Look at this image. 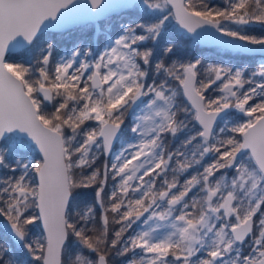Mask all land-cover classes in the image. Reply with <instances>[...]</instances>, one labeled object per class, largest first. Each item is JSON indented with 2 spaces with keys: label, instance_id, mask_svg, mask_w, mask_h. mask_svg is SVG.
<instances>
[{
  "label": "snow or ice",
  "instance_id": "6c2138e0",
  "mask_svg": "<svg viewBox=\"0 0 264 264\" xmlns=\"http://www.w3.org/2000/svg\"><path fill=\"white\" fill-rule=\"evenodd\" d=\"M114 7L143 10L148 21L124 27L96 56L90 48H74L53 65L54 45L41 47L46 27L63 29ZM61 10L70 15L60 18ZM171 19L191 33L210 26L233 40L264 46V36L224 27V22L264 24V0H230L223 8L203 0L199 6L194 0H125L118 5L106 0H0V167L12 173L0 179V216L25 249V264H108L110 249L116 255L131 253L126 264H264V213L254 219L264 207V64L248 79L245 69L212 65L201 79L199 60L160 61L156 72L177 81L179 88L170 87L167 79L146 87L153 51L140 45L161 39ZM21 49L39 53L36 63L10 62ZM164 51L171 53L172 47ZM217 82L220 95L210 98L206 93ZM181 95L187 107L178 104ZM54 101V110L48 111ZM133 106L139 112L124 130L123 118ZM230 109L246 119H227ZM181 111L199 126L181 145L199 141L190 152L169 151L164 142L165 135L176 137L187 128L185 120L177 119ZM90 121L96 126H86ZM117 141L122 147L110 170L119 182L97 230L89 227L94 225L93 207L75 211L77 189L95 185L97 202L104 204L109 165L90 174L85 169L92 168L98 153L110 154ZM12 149L39 159L8 163ZM209 155L211 162L181 183L177 173L202 165ZM193 189L202 195L189 198ZM109 211L120 224L111 239ZM137 221L146 227L125 238ZM37 222L43 225L42 239L30 234L29 226ZM9 253L0 244V264H19Z\"/></svg>",
  "mask_w": 264,
  "mask_h": 264
},
{
  "label": "rangeland",
  "instance_id": "374dc122",
  "mask_svg": "<svg viewBox=\"0 0 264 264\" xmlns=\"http://www.w3.org/2000/svg\"><path fill=\"white\" fill-rule=\"evenodd\" d=\"M212 1H214L215 3L213 4ZM196 2H198L200 4L201 0H197ZM229 2H230V0H203V3L208 4L210 7H219V8L226 7ZM122 13H124V12L114 13V14H112L111 16H109L107 18H102V19L93 21V23L96 22L95 25H99V23H101V22H102V24L104 23V26H105V28L103 29L104 30V38H103L102 41H100V40L98 41L96 39H93L90 42L89 41L90 36L84 37L82 40L73 39V38L67 36V34L70 33V31L62 32L63 40H62L61 46L56 48V45H54V52H53V57H52L53 65L57 62L59 57L69 55L74 48H80V49L90 48L91 52H92V55L96 56V55L100 54L111 41H114L120 34H122V29L124 27L129 26V25L132 26V27H135L138 23L147 22L148 21V20L145 21L144 19H142L140 21H137V20H135V18L134 19L133 18L132 19H123V18H121ZM133 13H137L139 15V17H141V16L147 17L148 16L147 13H145L143 10H140V9H133ZM251 24L259 25V24L255 23V22H251V23H249L247 25H238V24H234V23L224 22V27L231 28L233 30H241L242 32H244L246 34H249V35H256L258 37L259 36H264V30H261L260 28H257V27H252ZM260 24L263 25L262 23H260ZM86 26H89V25H86ZM136 31L140 32V29L136 28ZM174 32H175V30H174ZM169 33H170L169 34L170 37H171V35L175 36L173 31H171V32L169 31ZM164 35H165V33H164ZM179 36H180V34H177V36H175V37H179ZM162 37L165 38L167 36H162ZM192 39H194V38H192ZM174 42H176V41L170 39L168 41V43H166L165 45L157 47L160 50V53L162 54L160 57L167 56V53H165L164 49L166 47H168V46L172 47L174 45ZM189 42H190V40H189ZM48 43L41 44V47L45 46ZM152 43H153V41H147V42H144L143 44H141L140 47L142 49H145V48L152 49V51L154 53L156 51L157 44L156 45L155 44L152 45ZM178 45H183V44L182 43L181 44H176V47ZM212 49L213 50L209 51V52H202V53H197V54H192V55H184L183 59H181L180 62L186 64V63H189V62H195L196 60H199L200 64L198 65V69L197 70H198V72L200 74V78L201 79L205 75V70L209 66H212V65L223 66V67H226V68H232L234 70L235 69H245L244 77L246 79H248V78H250L251 74L254 71L258 70V68H259V66L261 64H264V60H261V61L255 60L254 62L251 63V62H247L246 59H245V61L244 60L243 61H239L238 59H234L233 60L232 58H229V57L228 58H223L222 56H218L217 54L226 53V50H228L224 46L216 45V46H212ZM17 52L21 53V54L22 53L23 54H27L29 56L31 62L26 64V63L23 62V60L21 58H17L14 61H12L10 59L11 60L10 62L22 63V64H25L26 66H28L30 64H35L36 63V58L39 55V53H32V52H28V51H25V50H20V51H17ZM159 60L161 61V59H159ZM172 61H174V60H172ZM146 67H147L148 75L150 74V76H151V78L148 79V77H147L146 80H145V86L146 87L152 85L153 81H155L156 84H159L162 80L167 79L170 87H172L173 89H178L179 88V85H178L177 81L171 79L170 77H166L163 73H159L158 74L156 72V70H155V67L152 68V66H150V65L146 66ZM257 79H259V78H257ZM219 83L220 82H217V85H214L213 88L210 89L206 93V95H208L210 98H214V97L220 95L219 91L217 90ZM248 87H249V85L246 84L245 85V89H247ZM150 98H151L150 95H148V96H144L142 98V100L144 102H147ZM177 102L182 107H187V105H188V102L184 99V97L182 95L178 97V101ZM55 103H56L55 101L49 103L47 110L48 111H53ZM139 104H140V107L143 106L141 103H139ZM138 112H139V109L137 107H135V108L131 107V108L128 109V111L125 113V116L123 118L124 119V124H123V128L122 129L127 130V129H129V128H131L133 126V124L135 122V116L138 114ZM177 119L178 120H185L186 123H187V129L188 130H187V132L178 133L176 137H172L170 135H165L164 142H165L166 148L169 151H173V152L176 151L177 149H179L181 151H184V152H190L194 146H197V147L199 146V141H194L193 145H189V146L184 147V148H181V145L184 143L185 139L188 136H190V135H192V134H194L196 132V130H195L196 127H194V123L195 122L192 121L190 114L186 115L182 111L178 112ZM227 119L232 120L233 122H243L246 119V117L244 115H240L238 113L232 112V113H229L227 115ZM86 126L95 127L96 126V122H91V121L87 122ZM220 126H222V124H221L220 121H218L217 128H219ZM230 126L231 125H229V127ZM132 135H133L132 133L128 132L126 138L130 139L132 137ZM116 145L117 146L112 149V152H111V154L109 156H106V155L104 156L103 152L98 153V159L92 165V168L85 169V171L88 174H90L91 171L94 170V169H100L101 171H103V168H104L105 164L109 165V171H110V165L114 162L115 155L121 150L122 143L120 141H118L116 143ZM124 146H126V145H124ZM15 150H17V149L9 150L10 154H9V157H8V161H11L10 158H13V160H14V162L11 163V164H15L16 161L24 162V161L28 160L29 158H31V159H39V158H36V157H33L32 155H30V153L26 152L27 150H22V151H24V153H22L23 155L21 154V155H17V156L13 157V155H14L13 153H17L18 154V152L15 151ZM19 153H21V152L19 151ZM212 158H213V156L209 155L208 157H206L204 159L202 165H195L192 169H190L187 173H184V174L177 173L181 183H183V181L185 179L189 178L191 175L195 174L196 172L202 171L203 165H206L207 163H210ZM175 166L176 165H175V158H174L173 163H172V167H175ZM6 170H8V169L5 168L4 171H6ZM222 171H227L229 176L232 175V171L231 170H222ZM9 174L12 175V173L10 171H9ZM17 175H18V173H17ZM172 175H173V173L171 171H169L168 178L171 179ZM217 175H219V173H217ZM112 176H113V174L111 175V181L109 182L110 179L107 181V184H106L105 189H104V193H105V191L107 189H109V187H110V191H112L114 186L119 182V178H116L115 180H113ZM159 186H160V181L158 180L157 181V187H159ZM95 192H96V188H94L93 195H91V198H88L83 203L82 212H84L87 207H93L95 213L98 210H100L99 211L100 212L99 216H101V221H102V217H103L105 208L103 207V205H100L97 202V198L95 196ZM194 194L202 195V193H199L197 189H193V192L189 193V198L191 196H193ZM109 197L110 196H108L107 198H109ZM261 213H264V207H262L261 212L257 213V216L254 219L258 220L260 218ZM111 216L113 218L115 217L116 219H118V216H116V214L114 215V213ZM110 221H113V219L110 220ZM115 224L117 225V229H119V227H118L119 224H117V223H115ZM38 225H39V222H37L36 224H34L32 226H29L30 234H31V237L33 239H42L43 236H44L43 232H40V228H39L40 226H38ZM142 225H143V228L146 227V225H144L143 223H142ZM254 232H255V229H254ZM9 237H10V235H9ZM249 240H250V238H249ZM249 240L245 241V244H244V247H243V252L245 254L249 251ZM0 244L5 245L4 242H1V241H0ZM18 245H19L20 248L17 249V250H19V252L23 253V255L25 256V249H23L20 246L19 242H18ZM8 247L10 248L9 245H8ZM11 251H12V249L10 250V253H9L10 258H12L15 261H18L19 264H25V263H22V259L21 258L14 257L12 255L13 253Z\"/></svg>",
  "mask_w": 264,
  "mask_h": 264
},
{
  "label": "trees",
  "instance_id": "16d2710c",
  "mask_svg": "<svg viewBox=\"0 0 264 264\" xmlns=\"http://www.w3.org/2000/svg\"><path fill=\"white\" fill-rule=\"evenodd\" d=\"M196 1L197 0H194V2L197 4V6H199V3ZM212 3L214 4L215 2L212 1ZM121 18H123V19H132V18L134 19L135 18V20H137V21L144 19L145 21H147L149 17L148 16L147 17H144V16L139 17V15L137 13H133V9H127L126 11H124V13H122ZM95 24H96V22L95 23L88 22L86 24L74 25L72 27V29L69 30L70 33H68L67 36H69L73 39H79V40H82L84 37L90 36V39H89L90 42L93 39H96L98 41L99 40L102 41L104 38V30H103L105 28L104 23L102 24V22H101V23H99V25H95ZM86 25H89V26H86ZM174 30H175V32H174ZM169 31L170 32L173 31L175 36H177V34H180V36L175 37V36L171 35V37H170ZM164 33H165V35H164ZM164 33L162 36H167V37H165V38L162 37L158 41H155L152 43V45L157 44L156 51L153 53V56L151 59L150 66H152V68L155 67V65L158 62H160L159 59H161V61H163L166 65H170L173 62H176L177 64H179V63H181L180 60L183 59L184 55H192V54L207 52V51H205V49L202 46H200V44L197 41L192 39L189 35L183 33L174 19H171L169 21V26L167 27V29ZM170 39L176 41V42H174V45L172 46V52L167 53V56L160 57L162 54L160 53V50L157 47L165 45L166 43H168V41ZM62 40H63V36H62V32H60V31L47 30V31H44V33L41 36V44L49 42L53 45H56V48L61 46ZM189 40H190V42H189ZM181 43L183 45H178L176 47V44H181ZM217 55L222 56L223 58L229 57V58H232L233 60L238 59L239 61H243V60L245 61V59H246L245 54L239 53V52H232L230 50H226V53H219ZM17 58H21L23 60V62L26 64L31 62V60L27 54H23V53L21 54L18 52L13 53L11 60L14 61ZM172 60H174V61H172ZM147 77H148V79L151 78L150 74ZM15 151H17L18 154L13 153L14 154L13 157L17 156V155H21L22 153H24V151L19 150V149L15 150ZM19 151L21 153H19ZM26 152L30 153V155H32L33 157L39 158L38 155H35L32 152H29V151H26ZM9 154H10V151H9ZM9 154H8V157H9ZM10 160L11 161H8V163L14 162L13 158H10ZM4 170H5L4 167H0V179H3V178L10 176L9 169L6 171H4ZM85 174H88V173L85 171ZM111 175H112V173L110 170L109 171V177H108V180L110 179L109 182L111 181ZM94 188H96L95 185H93L92 187H88V188L77 189V192L79 193V195H78L76 203H75V211L82 212L83 203L88 198H91V195H93ZM110 194H111V191H110V187H109V189H107L105 191V193L103 194V200H104L103 207L104 208L110 207V202H109L110 200H109V198H107L108 196H110ZM99 211L100 210H98L96 213L94 212V214H93L94 225L89 224V227L95 226V228L97 230L101 229V227H102V221H101V216H99V213H100ZM111 215H113V213L109 211L108 212L109 239L112 238L114 231L118 230L117 225L113 221H110L113 219V217ZM0 221H6V218L3 216H0ZM40 232H42L41 228H40ZM8 240H10V242H12V253H13L12 255L14 257L21 258L22 263H25V256L23 255V253H21V252H19V250H17L18 248L15 247V246H17L16 243L9 237V235H8ZM117 247H119V245ZM71 251L75 252L76 248L74 247ZM107 256H108V264H123V258L127 257V255H123V256L122 255H116V249H110L109 252L107 253ZM93 258H95V256H93Z\"/></svg>",
  "mask_w": 264,
  "mask_h": 264
},
{
  "label": "water",
  "instance_id": "95a60500",
  "mask_svg": "<svg viewBox=\"0 0 264 264\" xmlns=\"http://www.w3.org/2000/svg\"><path fill=\"white\" fill-rule=\"evenodd\" d=\"M77 2L80 3V4H84V3H87V0H77ZM124 2H125V0H106V4H113V5H118V4H121V3H124ZM126 10L127 9L114 7L112 9H110L106 14L101 15V16L95 18V19L89 20V19L85 18V19L79 20L76 23L68 25L67 27H65L63 29H49V28L46 27L44 31L52 30V31L66 32V31L71 30L74 25L86 24L88 22H93V21H96V20H99V19H102V18H107V17L111 16L114 13H120V12H124ZM59 15H60V18L63 19V18L68 17L70 14H69L68 10H61V13ZM176 23L179 26V28L185 34L191 36L192 38H194L196 41H198L200 44H202L204 46H213V45L222 44V45H225L227 48H229L231 50L242 51V52H245V53H264V46L252 45V44H249V43L244 42V41L233 40L230 37L224 36L222 33L218 32L214 28H211L210 26L206 30L198 29L197 33H191V32H188L186 29L182 28L178 24L177 21H176ZM19 39H22V37H19L18 40ZM16 46H17L16 42H13V47H16ZM139 103L140 102H138V104ZM134 107H136V106H133V108ZM228 112H229V110H228ZM115 144H116V142L113 143V146ZM113 146H112V148H113ZM105 155L108 156L109 154L105 153ZM7 223L8 222H5L3 224V227L6 230V232L10 235L12 240L15 241L14 238L10 234V230L7 228ZM39 226H40L41 231L43 232V235H44V229H43L42 223L39 222ZM15 242H18V241H15Z\"/></svg>",
  "mask_w": 264,
  "mask_h": 264
},
{
  "label": "flooded vegetation",
  "instance_id": "af4514ba",
  "mask_svg": "<svg viewBox=\"0 0 264 264\" xmlns=\"http://www.w3.org/2000/svg\"><path fill=\"white\" fill-rule=\"evenodd\" d=\"M255 23H257V24H259V25H255V24H251V26L252 27H257V28H260L261 30H264V24L263 25H261L260 24V22H255ZM260 26V27H259ZM198 42V41H197ZM199 43V42H198ZM200 44V43H199ZM200 46H202L204 49H205V51H207V52H209V51H212L213 49H212V46H204V45H202V44H200ZM213 46H216V45H213ZM220 46H224V47H226L225 45H222V44H220ZM202 48V49H203ZM227 48V47H226ZM228 50H230V51H232V52H239V53H243V54H245V56H246V61L247 62H254L255 60H257V61H261V60H264V53H245V52H242V51H236V50H231V49H229V48H227ZM185 99V98H184ZM186 100V99H185ZM135 108V107H134ZM232 112H234V113H238V114H240V115H243L242 113H239V112H237L236 110H233V109H230L229 110V112H228V114L229 113H232ZM227 114V115H228ZM196 128H195V130L196 131H198V127L199 126H195ZM122 128H123V125H122ZM187 128L184 130V131H181V132H187ZM118 142V141H117ZM116 142V143H117ZM117 145L115 144L114 146H113V148L114 147H116ZM112 148V149H113ZM111 152H112V150H111ZM103 154H104V156H105V153L103 152ZM111 154V153H110ZM109 154V155H110ZM108 155V156H109ZM101 207V206H100ZM145 216H147V213H146V215ZM118 219H119V217H118ZM143 219V218H142ZM5 222H7V221H0V241L1 242H4V244H5V246H10V250L12 249V242H10V240H8V233L6 232V230L4 229V227H3V224L5 223ZM119 228H120V224H119V226H118ZM143 228V225H142V223H141V221H137L135 224H133V226H132V228L131 229H129L124 235H125V238L128 236V235H131V234H133L134 232H136V231H138V230H141ZM12 239V238H11ZM15 242V241H14ZM16 243V245H18V242H15ZM16 248H20L19 247V245L18 246H15ZM12 252V251H11ZM131 256H132V254L131 253H129L128 255H127V257H124L123 258V264H126V262L131 258Z\"/></svg>",
  "mask_w": 264,
  "mask_h": 264
}]
</instances>
